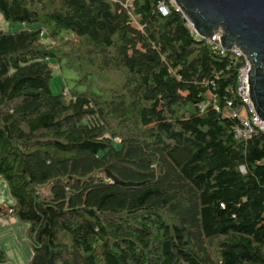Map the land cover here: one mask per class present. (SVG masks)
I'll return each instance as SVG.
<instances>
[{
    "label": "trees",
    "instance_id": "trees-1",
    "mask_svg": "<svg viewBox=\"0 0 264 264\" xmlns=\"http://www.w3.org/2000/svg\"><path fill=\"white\" fill-rule=\"evenodd\" d=\"M0 13L32 25L0 29V218L29 222L26 264H264V131L231 114L243 55L174 0ZM51 59L84 88L54 92Z\"/></svg>",
    "mask_w": 264,
    "mask_h": 264
},
{
    "label": "water",
    "instance_id": "water-1",
    "mask_svg": "<svg viewBox=\"0 0 264 264\" xmlns=\"http://www.w3.org/2000/svg\"><path fill=\"white\" fill-rule=\"evenodd\" d=\"M196 33L220 32L225 49H242L250 60V95L264 119V0H174Z\"/></svg>",
    "mask_w": 264,
    "mask_h": 264
},
{
    "label": "rangeland",
    "instance_id": "rangeland-1",
    "mask_svg": "<svg viewBox=\"0 0 264 264\" xmlns=\"http://www.w3.org/2000/svg\"><path fill=\"white\" fill-rule=\"evenodd\" d=\"M22 27H32V25L9 21L0 13V29L15 31ZM44 38L50 41L48 37ZM51 62L53 76L50 85L54 92H65L74 87L80 90L84 88L83 85L77 84V73L72 68L61 66L55 59H51ZM0 202L6 205L15 202L3 178L0 180ZM28 227L29 222L17 217L0 218V247L5 250L10 264H26L33 256V244L28 234Z\"/></svg>",
    "mask_w": 264,
    "mask_h": 264
},
{
    "label": "built area",
    "instance_id": "built-area-1",
    "mask_svg": "<svg viewBox=\"0 0 264 264\" xmlns=\"http://www.w3.org/2000/svg\"><path fill=\"white\" fill-rule=\"evenodd\" d=\"M159 9L163 14H167L169 12L168 5L165 1H160ZM220 32L221 31L215 34L212 39L219 40ZM232 49L237 54L243 55L245 57V62L239 69L238 81V93L241 99L243 100V104L239 108L233 109L231 111V114L240 118V125L236 128L237 135L240 137H248L258 129L264 131V119L256 111L254 102L252 101L250 95V83L248 73L250 69V60L248 59L247 55L243 52V50L238 48V46H235ZM231 104L232 102L230 101L229 105Z\"/></svg>",
    "mask_w": 264,
    "mask_h": 264
}]
</instances>
